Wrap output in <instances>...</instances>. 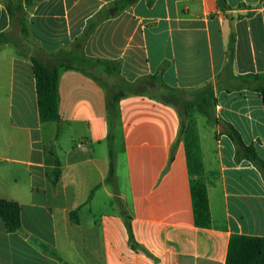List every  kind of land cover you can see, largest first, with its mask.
Wrapping results in <instances>:
<instances>
[{"label": "crops", "instance_id": "1", "mask_svg": "<svg viewBox=\"0 0 264 264\" xmlns=\"http://www.w3.org/2000/svg\"><path fill=\"white\" fill-rule=\"evenodd\" d=\"M124 1L41 0L22 21L0 0V199L21 207L0 264H226L232 236L264 237V0ZM32 57L59 68L58 122Z\"/></svg>", "mask_w": 264, "mask_h": 264}, {"label": "trees", "instance_id": "2", "mask_svg": "<svg viewBox=\"0 0 264 264\" xmlns=\"http://www.w3.org/2000/svg\"><path fill=\"white\" fill-rule=\"evenodd\" d=\"M10 17L18 16L23 21L25 8L34 6L41 0H3ZM131 0H125L124 5L128 6ZM6 34H0V48L6 44H12ZM33 73L36 81V93L38 101V110L40 120L46 122H58L60 114L58 110V92H59V68L50 67L40 59L32 57ZM264 103V86L259 88ZM126 94H115L109 92L107 99L108 123L110 129V171L108 183L114 184V163L111 143L116 129L118 117V102ZM166 103H172L168 98L163 99ZM200 107V105L198 104ZM200 111V110H199ZM249 157L253 161L259 158L252 152L250 147ZM258 162V161H257ZM264 167V165H263ZM130 233V246L134 250H139L135 242L132 229L131 218L125 211H122ZM0 220L5 223L8 232H16L21 228V207L17 202L0 199ZM226 264H264V237H254L245 235H234L230 239Z\"/></svg>", "mask_w": 264, "mask_h": 264}, {"label": "rangeland", "instance_id": "3", "mask_svg": "<svg viewBox=\"0 0 264 264\" xmlns=\"http://www.w3.org/2000/svg\"><path fill=\"white\" fill-rule=\"evenodd\" d=\"M201 121L203 122L205 119H202ZM214 127V125L205 126L203 127L202 133L206 136H209L212 133V130H214Z\"/></svg>", "mask_w": 264, "mask_h": 264}, {"label": "built area", "instance_id": "4", "mask_svg": "<svg viewBox=\"0 0 264 264\" xmlns=\"http://www.w3.org/2000/svg\"><path fill=\"white\" fill-rule=\"evenodd\" d=\"M79 147H81L82 149H84V147H83V146H79Z\"/></svg>", "mask_w": 264, "mask_h": 264}]
</instances>
